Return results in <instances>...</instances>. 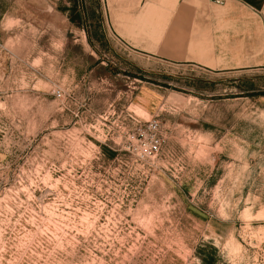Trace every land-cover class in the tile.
Wrapping results in <instances>:
<instances>
[{
    "label": "rangeland",
    "instance_id": "obj_1",
    "mask_svg": "<svg viewBox=\"0 0 264 264\" xmlns=\"http://www.w3.org/2000/svg\"><path fill=\"white\" fill-rule=\"evenodd\" d=\"M182 1L0 0V264H264L263 44Z\"/></svg>",
    "mask_w": 264,
    "mask_h": 264
},
{
    "label": "crops",
    "instance_id": "obj_2",
    "mask_svg": "<svg viewBox=\"0 0 264 264\" xmlns=\"http://www.w3.org/2000/svg\"><path fill=\"white\" fill-rule=\"evenodd\" d=\"M177 19L191 32H199V41L206 37L221 44L260 43L264 48V0H183L168 9L162 25L174 27Z\"/></svg>",
    "mask_w": 264,
    "mask_h": 264
},
{
    "label": "built area",
    "instance_id": "obj_3",
    "mask_svg": "<svg viewBox=\"0 0 264 264\" xmlns=\"http://www.w3.org/2000/svg\"><path fill=\"white\" fill-rule=\"evenodd\" d=\"M213 1H214V2H222V0H213ZM149 125H150L151 127H154V126H155V121L149 123Z\"/></svg>",
    "mask_w": 264,
    "mask_h": 264
},
{
    "label": "trees",
    "instance_id": "obj_4",
    "mask_svg": "<svg viewBox=\"0 0 264 264\" xmlns=\"http://www.w3.org/2000/svg\"><path fill=\"white\" fill-rule=\"evenodd\" d=\"M200 259H201V261H202L203 264L206 263L203 256H200Z\"/></svg>",
    "mask_w": 264,
    "mask_h": 264
}]
</instances>
